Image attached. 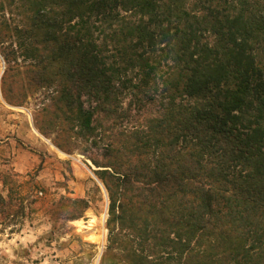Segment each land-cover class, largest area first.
Returning <instances> with one entry per match:
<instances>
[{"label":"trees","instance_id":"16d2710c","mask_svg":"<svg viewBox=\"0 0 264 264\" xmlns=\"http://www.w3.org/2000/svg\"><path fill=\"white\" fill-rule=\"evenodd\" d=\"M1 47L6 103L52 91L36 129L98 168L101 264H264V0H0Z\"/></svg>","mask_w":264,"mask_h":264},{"label":"rangeland","instance_id":"374dc122","mask_svg":"<svg viewBox=\"0 0 264 264\" xmlns=\"http://www.w3.org/2000/svg\"><path fill=\"white\" fill-rule=\"evenodd\" d=\"M12 12L7 8L6 19L11 25L23 26L17 10ZM1 50L0 76L6 68ZM1 78L0 194L6 205L0 213V264H101L109 244V199L93 173L98 168L88 159L90 153L76 150L68 155L53 144L54 136L46 138L36 129L34 115L49 103L52 91L32 93L25 106L12 107L2 96ZM131 99L132 94L125 96L126 108ZM83 101L88 106V101ZM141 104L133 106L134 113ZM156 104L146 105L142 114L152 111ZM4 175L16 182L13 200L2 180ZM63 197L89 201L81 219L69 221L55 214L54 205ZM114 253L120 254V250Z\"/></svg>","mask_w":264,"mask_h":264},{"label":"bare ground","instance_id":"6f19581e","mask_svg":"<svg viewBox=\"0 0 264 264\" xmlns=\"http://www.w3.org/2000/svg\"><path fill=\"white\" fill-rule=\"evenodd\" d=\"M2 73H3V69H2V71H1V76L0 77H2ZM35 132V134H37V131H34ZM46 140V139H45ZM49 143V142H48ZM49 145V144H48ZM51 145V147H54L52 144H50ZM58 150V149H57ZM59 152L61 153V154H63L64 155V153L63 152H61L60 150H59Z\"/></svg>","mask_w":264,"mask_h":264},{"label":"water","instance_id":"95a60500","mask_svg":"<svg viewBox=\"0 0 264 264\" xmlns=\"http://www.w3.org/2000/svg\"><path fill=\"white\" fill-rule=\"evenodd\" d=\"M3 72H4V70H3ZM3 74V73H2Z\"/></svg>","mask_w":264,"mask_h":264}]
</instances>
